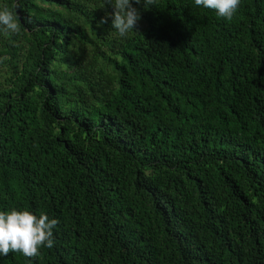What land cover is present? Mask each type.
I'll return each instance as SVG.
<instances>
[{
	"label": "trees",
	"instance_id": "obj_1",
	"mask_svg": "<svg viewBox=\"0 0 264 264\" xmlns=\"http://www.w3.org/2000/svg\"><path fill=\"white\" fill-rule=\"evenodd\" d=\"M19 7L13 9V4ZM0 211L58 219L0 264H264V0H0Z\"/></svg>",
	"mask_w": 264,
	"mask_h": 264
},
{
	"label": "clouds",
	"instance_id": "obj_2",
	"mask_svg": "<svg viewBox=\"0 0 264 264\" xmlns=\"http://www.w3.org/2000/svg\"><path fill=\"white\" fill-rule=\"evenodd\" d=\"M156 0H104V6L111 5V13H106L99 21L100 24L108 23L120 37H127L130 32L136 31L138 21L141 19L140 11L133 5L143 4L144 8L155 5ZM198 7L211 9L219 17L231 21L236 15L241 0H194ZM13 9L18 4H13ZM0 30L5 34H18L21 25L13 10L7 6L0 8ZM59 221L50 218L41 212L38 216L29 210L0 211V255L21 253L27 258H36L40 255L41 248L51 249L55 245L54 228Z\"/></svg>",
	"mask_w": 264,
	"mask_h": 264
}]
</instances>
